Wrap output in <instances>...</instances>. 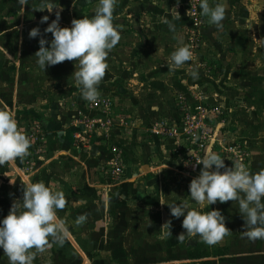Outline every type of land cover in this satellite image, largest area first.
<instances>
[{
	"label": "crops",
	"instance_id": "1",
	"mask_svg": "<svg viewBox=\"0 0 264 264\" xmlns=\"http://www.w3.org/2000/svg\"><path fill=\"white\" fill-rule=\"evenodd\" d=\"M51 1L33 0L26 5H20L18 0H0V12L4 13L1 18L4 21H0V26L5 28L0 32V44L4 46L7 44L13 49L11 52L1 46L3 52H0V109L13 113L17 123L19 116L22 118L24 115L32 117L31 121L40 122L46 130L48 142L46 151L40 156L43 160L36 164L35 171L24 170L22 159L19 157L0 164V206L10 209L15 200H22L24 187L35 182L45 183L52 191H62L66 199L65 207L56 211L57 219L63 221L67 229L63 244L49 238V245L45 250L35 253L37 262L33 261V264H67L69 259H66V254L63 253H66L68 241L73 245L74 252L84 247L88 251L100 252L102 259L106 260L107 255L119 254L122 251L133 253L184 251L186 253L189 247L196 246L195 240L198 237H185L183 241L177 239L186 230L182 228L180 221L182 217L176 219L171 216L167 206L170 203L187 201L189 209L195 208L202 213L220 210V206L226 205L227 207L221 212L225 217V225L231 226L234 218L244 221L239 212L238 201L225 203L217 201L213 205L201 207L192 200L189 185L194 177L188 179L185 174L187 172L184 174L181 172L184 169L185 158L177 154L180 142L178 133L174 132L169 137L159 138L144 131L146 128L149 129L151 122L158 117L168 118L171 123L180 121L175 93L187 89L182 85L183 80L177 81L178 77L184 74L182 71L184 66L175 69L164 66L160 68L150 60L164 57L169 59L171 52L162 54L160 51L164 47L174 51L186 42L187 25L192 24L194 28L190 17L185 15L186 0H179L178 5L177 0H133L132 2L116 0L113 11V24L116 23L114 27H121L126 23L127 31L124 39L118 42V48L108 51L106 57L108 67L101 85L110 91L117 101L126 102L129 112L139 114L140 117L135 119V126L142 130L137 134L135 127L132 130L129 128L130 122L125 125L116 124L115 121L114 130L107 136L100 132L91 134L86 150L75 146V134L84 131V125L78 120L79 114L93 117L96 112L88 111L90 108L85 107L86 100L82 98L80 86L76 82L73 84L77 87L67 88L64 62L56 69L58 80L61 78L57 84L52 79V75L56 74L54 67L51 66L46 67V71L42 72L46 75L45 82H41L39 78H37L38 82L32 79L37 71L30 69L26 71V79L30 77L34 84L22 82L25 81L22 80L20 71L23 63L34 61L38 66L34 54L37 52L41 37L38 36L34 39L36 41H31L35 47L32 48L31 45L28 49L25 44L28 39L21 40V35L29 34L34 27H39L43 35L47 26L41 27L40 21H33V18L32 20L30 18L32 15L37 17L39 13H47V10H40L46 2ZM88 2L89 0H80L76 5L74 0V5L69 4L67 9L83 12L84 7L88 8ZM218 2L219 0H210V6H215ZM96 3L98 5V1ZM227 4L223 26L217 28L209 23L201 31L204 40L207 44L219 47L223 32L230 35L229 41L223 43L229 45L235 43L239 48L241 54L236 58H248L249 48H244L248 44L253 45V54H251L257 57L255 50L257 43L261 42L262 28H264V0H227ZM178 8L181 9V19H177L174 14ZM26 10L32 14L24 18L25 20H15L17 14L23 18ZM86 15L79 14L80 17ZM165 20L174 24L175 31L169 30ZM12 26L19 29L13 45L3 39L4 35L12 31L14 28ZM61 27H66V24ZM46 38L50 41L52 35L49 33ZM160 44L164 46L161 47ZM213 54H216V59L223 68L227 67L228 70L231 68L229 61L231 57H226L224 53L215 50L210 55ZM228 54L235 53L228 49ZM11 60L13 63H9ZM8 69L17 72L13 75L10 70L7 71ZM28 72L31 74H27ZM132 76H135L136 80H133ZM136 89L147 91L145 92L147 96L156 94L159 97L158 101L153 100L150 103L149 111L143 108L145 106L143 101L146 98L142 100L138 97L139 92ZM153 90L155 93H152ZM251 90L254 91L255 88ZM9 93H12L10 97H8ZM100 113L98 112L102 116ZM143 131L146 133L140 134ZM113 145L123 149L127 155L124 178H129L123 182L111 183L112 179L102 171L103 167L113 159L114 155L111 151ZM183 154L185 155V152ZM201 168L202 166L198 170L201 171ZM247 169L252 174L264 169V154L261 151L253 150ZM8 183L14 185V196L9 199L2 193L4 188L11 189L12 186H8ZM234 204L237 206L234 213L228 211L233 209ZM8 213L6 212L4 217ZM80 215H84L86 219L77 225L75 221ZM168 220L172 221V236L165 235L168 229L162 228ZM147 237H152V240ZM220 240L218 241L220 244H228L229 254L218 257L212 254L195 255L189 258L197 263L203 260L211 264H232L231 262L237 259V255L231 259L233 253L241 252L237 256L238 264H264V239L250 240L238 229L226 244L221 243ZM180 259L182 258L175 260L174 256L170 260L171 263H167L165 262L167 259L162 261L157 258L158 262L154 264H181ZM148 261L155 262V260ZM0 264H9L8 257L2 249H0ZM78 264H90V262L83 259Z\"/></svg>",
	"mask_w": 264,
	"mask_h": 264
},
{
	"label": "rangeland",
	"instance_id": "2",
	"mask_svg": "<svg viewBox=\"0 0 264 264\" xmlns=\"http://www.w3.org/2000/svg\"><path fill=\"white\" fill-rule=\"evenodd\" d=\"M31 1L33 0H27V3H31ZM79 1L80 0H75L76 5L79 4ZM97 1L89 0L87 4L88 8L87 6L84 7L82 10L83 12L79 13L76 10H74L73 12L72 9H67L69 4L74 5V0H52L51 2L54 4V6L60 5L63 8V11L61 12L60 25L64 26V24H66V27H70L71 21L73 19L82 18V16H79V14H87L86 17L88 16L89 18H91L95 14V9L98 6L96 3ZM118 1L121 2V0ZM132 1L133 0H131V2ZM177 11L180 14L181 9L178 8ZM185 11V15L187 17H190L191 19L188 7L186 6V2ZM3 14L4 13L0 12V21H4V19H1L3 18ZM31 14L32 12L26 10L23 18L21 17V15L17 14L15 20H25L24 18H27ZM174 14L176 15V11H174ZM42 15H48L49 21L43 24L39 22V25H41V27L47 26L46 24L51 23V21L55 19V10L52 13H39L37 17L35 15H32L30 20H32L33 18V21H41ZM203 17L205 23L199 31H196V29L192 28V24L187 25L188 31L186 32V42L182 44L190 48L193 53V56L192 59L186 62V64L182 68L184 74L178 77L179 79H177V81L183 80L182 85H184V89L187 88L186 90L178 91L177 93H175V99L177 100L178 105L177 110L179 109L178 112L180 113V121L178 123H171L168 118L158 117L154 120V122H151V126L149 129L146 128L144 130L151 135L158 136L159 138L169 137L173 135L174 132L175 134L178 133L180 142L178 143L177 154H180L185 158V160L183 161L184 169L181 172L183 174L187 172L185 174L188 179H191V177L195 178L200 174V170H198V168L202 166V164H198L197 162L199 161V158L202 157L205 151L209 148L212 153L217 154L220 159L224 160L226 167H233L236 164H244L245 167L248 168L253 150L257 152L261 151L264 154V104H262L264 102V28H262V38L260 39L261 42L259 41L257 43V49L255 50V54H257L258 56H252L253 45L248 44L244 46V48H249L248 58L241 59L236 58V56L241 53L239 52L240 50L239 48H237L235 43L231 45L223 43L228 42V38H230V35L226 33H221L222 38L219 41V47L206 43L201 34V31L205 28V26L209 24V21L208 17ZM12 25L14 24L12 23ZM114 25L116 26V23ZM125 27L126 23H124L121 27H115L120 34V42L124 39L125 33L127 31ZM3 30H5V28H2L0 26V32H2ZM18 30L19 29L14 27L10 33L4 35L3 39L10 42V44L12 45L15 44V36L17 35ZM11 36L12 38H10ZM28 36L29 34L27 33L23 36L21 35V40L28 39L26 40L27 43H25L26 46L28 47V49H30V46L33 45L32 48H34L35 44H32L31 41L36 40H34L35 38L29 39L27 38ZM117 45L118 43L109 51H114L116 48H118ZM1 46L4 48V50H8L11 52L13 50L12 48H9V45L7 44H5V46L0 44V52H3ZM160 46L162 47L164 45L160 44ZM228 49L231 52H234L235 54H228ZM36 50H39V43L37 45ZM214 50L220 53H224L226 57H231L229 59L231 63V68L229 70L227 67L223 68V65H221L219 61H217L215 56L216 54H213L215 57L213 55H210L214 53ZM17 51H19V48ZM160 52L162 54H167L169 52L172 53L173 51L172 49H167L166 47H164ZM150 62L156 63L159 65L160 68H163V66L168 67L170 60L167 57H164L163 59L157 60L151 59ZM9 63H13V61L11 60ZM61 63L51 66L55 69L54 72L56 75H52V79L54 80L55 84L58 83L57 81L61 80V78L58 80V74L56 72V69L59 68ZM64 64L66 65L65 70L67 88L71 86L77 87V85L73 84L75 82V79L72 74L75 72V70L79 69L78 64L76 65V68L75 61L66 60L64 61ZM34 65V61H26L23 63V67H21L20 69L23 77L22 80H25L22 81L23 83H30L31 85L34 84L33 82H31L30 77L26 79V71L28 69H30V71H37V73L32 76V79H34L36 82H38L37 78H39L41 82L46 81L45 73L42 74L43 70H41L39 66ZM125 65L128 66V64ZM37 67L39 69H37ZM9 70L13 75L17 72L13 69H8L7 71ZM192 71L198 72L197 78H193L191 75H189V73ZM27 74L31 73L28 72ZM132 77L133 80H136L135 76ZM97 87L100 94L106 95L111 99L114 109L113 116L114 120L116 121V124L124 123L126 125L128 122H130L129 128L132 130L135 127V132L139 134L142 128L139 127V129L135 126V119L137 117H140L139 114L135 112H129V109L125 104L126 102L124 103L117 101L116 98L112 96L110 91H107L105 88H103L101 82ZM252 88H255V90H251ZM136 90L137 92H139L137 93L138 97L142 98V100L146 98V100L143 101V104L145 105L143 108L145 111H149L150 103L153 100H159V97L156 94H153L152 96H147V91H141L138 89ZM152 93H155L154 90ZM11 94L12 93H9L8 97H10ZM89 105V101H85V107L87 106L90 108ZM90 110L92 109L90 108L88 111ZM97 111L98 110H95L96 113L93 115V117H106L110 114L108 116L110 118L112 114V112L100 113V111H98L102 115L100 116ZM128 114L130 115V117H127L129 116ZM30 119H32V117H30L29 115H24L22 118H20L19 116L18 128L24 134H26L27 129L30 127V123H38L42 127V133L47 136L46 130L43 125L40 122H37L36 120L31 121ZM81 119H83L82 114H79L78 120ZM162 121H166L169 125L171 132H168L167 135L161 133ZM131 123H133V125ZM114 126L115 124H113L112 128H114ZM110 130L112 131L114 129ZM144 131L140 134H145L146 132L144 133ZM76 134L75 146L78 147V149H85L86 146H89V140L85 144L81 145L78 139L76 138ZM45 140L46 142H40L38 144V148H43V151H37L38 153L32 151L37 148V146L33 143L30 144L28 154L21 158L24 170L28 172L35 171L36 164L43 160V158H41L40 156H42V154L46 151L48 145L47 138ZM32 141L33 140L30 139V142ZM41 143H43V145H41ZM233 146H239L242 152L237 154L235 150H231V147ZM123 151L124 150L121 149V152L124 155L125 166H127V155L125 151ZM183 152H185V155L183 154ZM190 152H192L194 155L191 156ZM101 169L102 168L100 167L99 170ZM212 170H214V166ZM223 171L224 169H221V172ZM128 178H115L109 180L111 181V183H117L128 180ZM136 181L137 180H134V182ZM8 186H12L10 190L8 188L2 189V193L7 199H9V197L14 196L13 183H8ZM224 207L226 208L227 206L225 205ZM224 207L220 206L221 209L219 211L222 212ZM236 207V204H234L233 209H229L228 211L234 213ZM9 211L10 209H4L0 206V216L2 217L0 219H3L4 214ZM182 219H180L181 222ZM232 223L233 224H231V226L225 225L231 232L222 237V240H220L221 243L226 244L227 240L238 232V229H240V231H244V221L241 222L237 218H234ZM147 238L152 240V237ZM197 239L195 240L197 241L196 246L189 247L186 253L184 251L177 253H164L163 251L161 253H151L144 251L133 253L130 251H122L119 254L109 253L110 255H107L106 260L105 258L102 259L100 252H96L94 250L88 251L84 247H80L77 250L78 252H74L73 245L68 241L67 245L69 249L67 248L66 253L63 254H66V259H69V261L66 262L67 264H78L83 259H86V261L88 260L90 264H101L102 262L104 264H154L158 262L157 258L158 260L162 261H165L163 259H167L165 262L171 263L170 260H172L174 256L175 260L176 258H182L179 260L182 261L181 264H204L206 262L203 260L197 263L191 261L189 257L195 255L201 256L208 254H212V256L218 257L229 254L227 251L228 244L223 245L217 242L213 245H208L199 238ZM243 242L246 244V241L243 240ZM240 253H233L231 259L235 255L238 256V254ZM237 256V259L231 262L232 264H238ZM121 258H123L124 260H122ZM148 260H155V262H149ZM33 261H35V263L37 262L36 257H34Z\"/></svg>",
	"mask_w": 264,
	"mask_h": 264
},
{
	"label": "clouds",
	"instance_id": "3",
	"mask_svg": "<svg viewBox=\"0 0 264 264\" xmlns=\"http://www.w3.org/2000/svg\"><path fill=\"white\" fill-rule=\"evenodd\" d=\"M26 5L27 0H18ZM116 0H98L95 14L91 18L73 19L70 27H61V12L63 8L47 2L42 10L52 13L55 19L47 24L43 35L39 27L29 31V38L39 39V50L34 54L36 63L41 70L64 61H75L72 76L80 86L82 98L96 103L100 93L98 85L107 70L106 57L120 40V34L113 24V11ZM179 0H177V5ZM201 15L209 18V23L217 28L223 26L227 0H219L215 6H210V0H200ZM176 18L181 19L176 10ZM49 16L41 18V23H47ZM169 30L175 31L174 24L165 20ZM52 35L49 41L47 34ZM193 53L186 45L177 47L170 55L169 69L182 67L192 59ZM193 78L198 72L189 73ZM30 139L18 128L13 113L0 109V164L22 158L28 154ZM191 156L194 154L190 152ZM202 164L200 174L193 178L189 185L190 197L201 207L210 206L217 201L225 203L238 201L239 212L244 220L242 234L250 240L264 239V169L258 173H250L244 164L226 167L210 148L199 158ZM214 166V170L212 169ZM221 169H224L221 172ZM66 204L62 191H52L43 182L30 183L23 189L22 200H15L6 217L0 219V249L8 257L9 264H33L36 252H42L49 245V238L63 244L66 225L58 220L56 211ZM172 217H183L181 233L177 239L198 237L204 243L213 245L231 231L225 226V217L219 210L202 213L195 208L189 209L187 201L167 204ZM86 217L80 215L75 223L84 222ZM168 231L165 235L172 236V221H166L162 228ZM34 249L35 251H31Z\"/></svg>",
	"mask_w": 264,
	"mask_h": 264
},
{
	"label": "built area",
	"instance_id": "4",
	"mask_svg": "<svg viewBox=\"0 0 264 264\" xmlns=\"http://www.w3.org/2000/svg\"><path fill=\"white\" fill-rule=\"evenodd\" d=\"M200 0H186V6L188 7L189 14L192 19V23L194 25V29L196 31H199L201 27L204 25L205 20L204 17L201 15V9L199 7ZM90 103V108L92 110H98L102 113H107V112H112L110 118L108 116L106 117H87V116H82L83 119H81L82 124L84 125V131L79 132L76 134V138L80 142L81 145L85 144L91 134L93 133H98L100 134H105L106 136L108 133L111 132L110 129H113V124L115 122L114 120V109H113V103L111 99L103 94H100L99 99L96 103ZM29 128L26 131V136L33 140L31 143L35 144L37 148L32 150L33 152H39L43 151V148H38V144L40 142H46V135L42 133V127L38 123H30ZM161 133L164 135H167L168 132L170 133V128L169 125L166 121H162L161 123ZM43 145V143H41ZM231 150H235L237 154L241 153L242 150L239 148V146H233L231 147ZM113 153V159L106 165V167H103V172L104 174L110 178V179H115V178H124L125 177V160H124V155L121 152V149L113 145L111 149ZM37 152V153H38Z\"/></svg>",
	"mask_w": 264,
	"mask_h": 264
},
{
	"label": "trees",
	"instance_id": "5",
	"mask_svg": "<svg viewBox=\"0 0 264 264\" xmlns=\"http://www.w3.org/2000/svg\"><path fill=\"white\" fill-rule=\"evenodd\" d=\"M28 123H30V122H28ZM206 264H211V263H206Z\"/></svg>",
	"mask_w": 264,
	"mask_h": 264
}]
</instances>
